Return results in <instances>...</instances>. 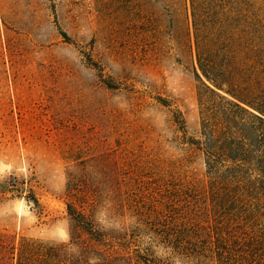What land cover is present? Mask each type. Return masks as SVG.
I'll return each instance as SVG.
<instances>
[{
    "label": "rangeland",
    "instance_id": "rangeland-1",
    "mask_svg": "<svg viewBox=\"0 0 264 264\" xmlns=\"http://www.w3.org/2000/svg\"><path fill=\"white\" fill-rule=\"evenodd\" d=\"M185 7L0 0V183L9 184L0 231L67 243L69 189L93 200L96 226L108 229L133 178L203 179L202 156L170 122L181 114L186 136L197 138L199 82ZM221 23L237 38L234 17ZM242 51L235 47L232 65L263 91L261 64ZM12 178L20 184L12 187Z\"/></svg>",
    "mask_w": 264,
    "mask_h": 264
},
{
    "label": "trees",
    "instance_id": "trees-1",
    "mask_svg": "<svg viewBox=\"0 0 264 264\" xmlns=\"http://www.w3.org/2000/svg\"><path fill=\"white\" fill-rule=\"evenodd\" d=\"M185 3L199 82L197 138L186 136L181 114L170 122L187 150L202 156L203 179L133 178L108 229L96 226L93 200L69 189V241L0 231V264H264V90L232 65L235 47L242 48L264 71V0ZM232 17L237 38L221 23ZM8 186L0 183V198Z\"/></svg>",
    "mask_w": 264,
    "mask_h": 264
}]
</instances>
